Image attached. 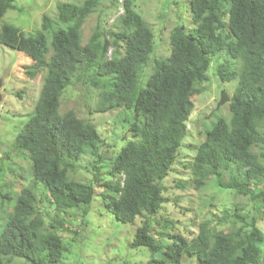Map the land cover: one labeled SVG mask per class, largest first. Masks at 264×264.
Segmentation results:
<instances>
[{"label":"trees","instance_id":"16d2710c","mask_svg":"<svg viewBox=\"0 0 264 264\" xmlns=\"http://www.w3.org/2000/svg\"><path fill=\"white\" fill-rule=\"evenodd\" d=\"M13 1L0 0V20ZM98 1L57 3L54 16L43 15L40 27L28 34L0 23V44L30 56L25 73L30 78L44 73L34 111L10 145L29 160L31 183L16 193L1 222L0 264L13 258L69 264L62 234L71 224L87 226L100 207L93 203L98 199L121 223L141 218L130 247L145 248V264H264L259 225L264 220V0H188L192 25L172 27L169 54L155 58L134 98L123 93L134 89L137 66L142 72L150 62L153 33L132 1L123 0L120 28L102 30L96 24L83 43L81 27ZM211 74L221 83L234 81L229 117L204 123L202 140L185 147L192 96L204 91ZM76 81L96 96L91 113L115 112L114 124L124 123L123 144L104 148L92 121L73 110L60 113V99ZM82 160L91 174L87 181L74 177ZM175 164L188 173L176 187L213 185L244 201L209 211L188 237L192 224L179 232L180 220L161 213ZM13 193L12 188L0 192L1 201L10 206ZM72 232L75 241V228Z\"/></svg>","mask_w":264,"mask_h":264},{"label":"rangeland","instance_id":"374dc122","mask_svg":"<svg viewBox=\"0 0 264 264\" xmlns=\"http://www.w3.org/2000/svg\"><path fill=\"white\" fill-rule=\"evenodd\" d=\"M64 1L82 2V0H14V8L5 12L0 23L9 22L28 34L40 27L43 15L54 16L57 3ZM131 1L133 9L151 28L153 51L150 52V62L143 67L142 72L139 71L141 66H137L138 74L135 87L132 91L123 93L125 98H134L142 91L146 76L155 66V58L165 57L169 54L171 47L168 35L172 27L182 22L187 27L192 25L188 0ZM123 11V0H99L97 8L90 13L81 27L82 42H86L96 24L102 30H118ZM31 63L30 56L27 54L0 44V192L4 194L11 188L14 192L10 199V206L6 202V204L3 203L0 198V229L7 213L12 209L11 204L16 193L24 185L31 183L28 176L29 160L25 155L16 153L10 146L17 130L33 113V104L42 84L44 74L42 71L33 78L25 73L26 67ZM204 85L205 89L201 94L192 96L194 107L190 115L191 119L187 124L188 133L182 143L185 147L195 148L202 140L204 123L207 126L218 115L229 117L227 103L220 105L221 107L219 106L218 109L217 103L221 90H225L228 96H231L234 81L221 83L215 74H211L209 81ZM17 91H20L21 96L16 94ZM90 91L89 85H83L80 81L74 82L65 90L60 99V113L73 110L79 118L92 121L94 125H97L98 132L104 139V148L117 147L118 145L115 143L123 144L124 140L121 137L124 135V123L114 124L115 117L114 119L111 117L115 112L112 114L110 112L91 113L90 110L94 106L96 96L93 95L94 92L88 96L87 93ZM93 97L94 99H92ZM89 98L92 100L90 101ZM192 154L189 153V157ZM83 160L78 163V166L81 165V167L74 177L87 181L91 179V174L84 169ZM187 174V170L183 169L181 165L173 166V170L166 178L168 187L166 195L170 199L161 213L164 217L180 220L175 225V229H178L179 232H183L184 226L192 224V227L189 228L192 233L188 234L190 237L197 229L196 222L204 218L209 211L217 213L224 206L234 204L243 198L235 197L232 193H221L213 185H208L201 190L194 189L191 183L185 188L176 187V180L185 181L188 178L185 176ZM96 192L98 195L102 194L99 186H97ZM180 197H182L181 201H174V198ZM93 203L100 207L91 212L89 224L85 227L81 225L79 228L71 224L70 232L62 234V238L67 242L70 250L64 261L69 264H145L148 259L145 248L130 247L134 231L141 224V218L137 217L132 223H121L104 209L99 199ZM187 207L190 208L188 211L184 209ZM259 225L264 229V220L260 221ZM74 228L77 232L76 236H78L75 241L72 239ZM79 260L81 263H78ZM9 264L29 263L13 258Z\"/></svg>","mask_w":264,"mask_h":264},{"label":"water","instance_id":"95a60500","mask_svg":"<svg viewBox=\"0 0 264 264\" xmlns=\"http://www.w3.org/2000/svg\"><path fill=\"white\" fill-rule=\"evenodd\" d=\"M227 101H229V96H228L224 91H222L221 94H220V99H219V101H218V103H217V108H218L220 105H222V104H224L225 102H227Z\"/></svg>","mask_w":264,"mask_h":264},{"label":"clouds","instance_id":"9594fccd","mask_svg":"<svg viewBox=\"0 0 264 264\" xmlns=\"http://www.w3.org/2000/svg\"><path fill=\"white\" fill-rule=\"evenodd\" d=\"M222 91H224V92L227 94V92H226L225 90H221V92H222ZM221 92H220V94H221ZM227 95H228V94H227ZM219 97H220V96H219ZM219 99H220V98H219ZM229 99H230V96H229ZM227 102H228V101H227ZM227 102H225V103H227ZM221 106H222V105H221ZM221 106H220V107H221ZM220 107H219V108H220ZM217 109H218V108H217ZM122 183H123V181H122Z\"/></svg>","mask_w":264,"mask_h":264}]
</instances>
